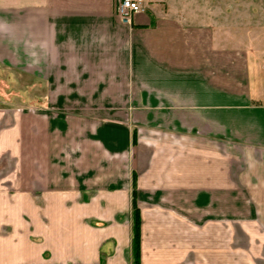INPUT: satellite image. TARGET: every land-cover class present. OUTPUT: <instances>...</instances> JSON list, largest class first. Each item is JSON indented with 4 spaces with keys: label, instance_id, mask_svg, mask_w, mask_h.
Masks as SVG:
<instances>
[{
    "label": "crops",
    "instance_id": "1",
    "mask_svg": "<svg viewBox=\"0 0 264 264\" xmlns=\"http://www.w3.org/2000/svg\"><path fill=\"white\" fill-rule=\"evenodd\" d=\"M116 3L0 0V264H264V38Z\"/></svg>",
    "mask_w": 264,
    "mask_h": 264
},
{
    "label": "rangeland",
    "instance_id": "2",
    "mask_svg": "<svg viewBox=\"0 0 264 264\" xmlns=\"http://www.w3.org/2000/svg\"><path fill=\"white\" fill-rule=\"evenodd\" d=\"M153 1L157 0H143L144 9L146 10L147 5ZM211 2H217L223 6L226 4L232 5L234 9L232 21L234 23H248V29L252 31L251 34L254 37L261 36V39L264 38V0H211ZM245 30V33H247L248 30ZM1 89L2 84H0V96L3 94Z\"/></svg>",
    "mask_w": 264,
    "mask_h": 264
},
{
    "label": "trees",
    "instance_id": "3",
    "mask_svg": "<svg viewBox=\"0 0 264 264\" xmlns=\"http://www.w3.org/2000/svg\"><path fill=\"white\" fill-rule=\"evenodd\" d=\"M152 22V18H151ZM134 140V139H133ZM132 256L133 264H139L140 257V215L135 201V178L132 190Z\"/></svg>",
    "mask_w": 264,
    "mask_h": 264
},
{
    "label": "built area",
    "instance_id": "4",
    "mask_svg": "<svg viewBox=\"0 0 264 264\" xmlns=\"http://www.w3.org/2000/svg\"><path fill=\"white\" fill-rule=\"evenodd\" d=\"M142 10V0H118L115 6L116 15L124 21H129L134 13Z\"/></svg>",
    "mask_w": 264,
    "mask_h": 264
}]
</instances>
